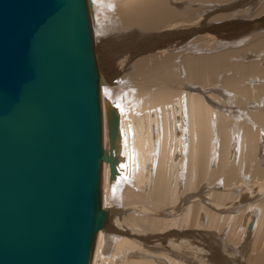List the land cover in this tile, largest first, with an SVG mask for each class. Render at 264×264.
Returning a JSON list of instances; mask_svg holds the SVG:
<instances>
[{"label":"bare ground","instance_id":"bare-ground-1","mask_svg":"<svg viewBox=\"0 0 264 264\" xmlns=\"http://www.w3.org/2000/svg\"><path fill=\"white\" fill-rule=\"evenodd\" d=\"M88 7L118 165L90 264H264V0Z\"/></svg>","mask_w":264,"mask_h":264},{"label":"water","instance_id":"water-1","mask_svg":"<svg viewBox=\"0 0 264 264\" xmlns=\"http://www.w3.org/2000/svg\"><path fill=\"white\" fill-rule=\"evenodd\" d=\"M88 1L0 0V264H90L107 220Z\"/></svg>","mask_w":264,"mask_h":264},{"label":"rangeland","instance_id":"rangeland-1","mask_svg":"<svg viewBox=\"0 0 264 264\" xmlns=\"http://www.w3.org/2000/svg\"><path fill=\"white\" fill-rule=\"evenodd\" d=\"M115 81H113L112 83H114ZM196 242L200 243L201 245H206L207 244V241L210 240V241H213L212 239H207V238H204V237H198V238H195L194 239ZM207 240V241H206ZM252 240V239H251Z\"/></svg>","mask_w":264,"mask_h":264}]
</instances>
